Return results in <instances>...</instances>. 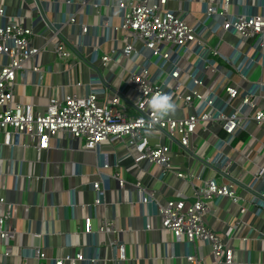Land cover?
I'll list each match as a JSON object with an SVG mask.
<instances>
[{"label":"built area","instance_id":"obj_1","mask_svg":"<svg viewBox=\"0 0 264 264\" xmlns=\"http://www.w3.org/2000/svg\"><path fill=\"white\" fill-rule=\"evenodd\" d=\"M32 1L29 25V18H8L4 8H0V56L5 58L0 66L3 144L26 147L29 142L38 151L48 150L51 140L66 136L82 141L83 150L98 153L102 144L122 143L133 165L153 166L159 169L161 180L172 175L190 187L187 195L161 202L138 181L134 184L138 199L131 200L130 205L151 206L160 218L161 229L173 235L176 242H202L211 247L215 264H232L226 234L216 233L204 218L212 199H228L238 206L242 216L249 212L250 205L257 215L264 212V136L263 140H256L254 132L249 133L246 141L247 146L257 141L260 144L255 157L247 159L253 169L247 183L232 173L235 162L224 153V148L246 133L250 124L258 132L264 128V0H252L253 12L244 9L248 0H199L200 17L188 12L192 23L183 17L185 10L168 9L169 0ZM50 5H64L68 10L63 18H52ZM231 5L238 11L230 12ZM90 17H96V22L90 23ZM36 21L43 27L41 34L35 32ZM64 28L68 32L64 33ZM226 36H232L235 43L226 41ZM41 40L42 46L36 44ZM223 45L228 48L226 54L220 50ZM48 46L65 73L86 68L90 77L87 82L75 81V90L61 99L48 98L41 112L32 103H14L13 95L17 73L28 71L26 64L35 62ZM86 48L90 53L85 55ZM257 69L261 74L252 81ZM103 70L109 71L108 77ZM116 70H120L118 75ZM30 72L37 77L36 86H41L44 72L35 63ZM80 88L84 94L79 93ZM157 94L170 96L175 111L182 116L170 114L153 122L150 100ZM208 125L219 126L224 134L217 137L211 157L193 144V137L200 131L208 132ZM172 145L189 159L200 162L199 174L177 172L172 167ZM99 158L96 176L102 174L101 169L110 167L106 154L100 153ZM111 177L119 188H124L119 174ZM91 188L96 195L94 205L106 206L101 179L93 182ZM238 190L252 191L250 200L242 198ZM4 203L0 199V204ZM6 207V215L0 217L3 258L11 255L10 242L14 237V231L5 228L12 212L11 205ZM102 224L98 232H122L107 218ZM84 227L86 233H91L90 218L84 219ZM150 229L148 222L145 230ZM255 237L240 239L249 243L256 241ZM109 249L115 264L126 260L124 244L113 239ZM31 256L36 264L97 261L82 250L74 256L52 259L35 247ZM185 258L189 264H204L191 254ZM25 259L20 264H26Z\"/></svg>","mask_w":264,"mask_h":264},{"label":"crops","instance_id":"obj_2","mask_svg":"<svg viewBox=\"0 0 264 264\" xmlns=\"http://www.w3.org/2000/svg\"><path fill=\"white\" fill-rule=\"evenodd\" d=\"M198 2L199 0H169L167 8L177 12L185 10L183 17L192 23L193 17L188 12L193 11L200 17L201 4ZM252 2L248 0L244 9L255 11V7H251ZM33 6L32 0H0V8H4L8 18H20L22 21L24 17L29 18L26 20L28 25ZM49 8L52 18L56 19L63 18L68 10L64 5H50ZM229 11L238 10L231 5ZM96 20V17L89 18L90 23ZM34 25H37L35 32L41 34L43 27L37 21ZM63 32H68V29L64 28ZM45 35L48 36V33ZM225 40L235 43L232 36H226ZM36 44L42 46V40ZM220 50L226 54L228 48L223 45ZM84 52L86 55L90 50L86 48ZM4 60L0 56V66ZM34 63L44 72L43 84L39 87L36 86L37 77L30 72ZM26 68L28 71L18 72L16 75L13 102L32 103L41 112L48 98L61 99L67 92L75 90L72 86L75 81L82 79L87 82L90 77L86 68L65 73L56 63L51 46L40 53L35 62L26 64ZM116 72L114 71L115 74ZM257 72L261 74L260 69L255 73ZM103 75L108 77L109 71L103 70ZM116 85L117 81H114L113 86ZM79 93L84 94L85 90L80 88ZM172 115L182 116L177 111ZM253 132L256 140H263L264 128L258 132L255 125L250 124L242 137L236 138L230 147L224 148V153L235 162L232 173L240 176L245 183L250 181V172L253 171L247 159H253L260 146L258 141L250 146L246 145L249 133ZM218 136H224L220 127L208 125V132H198L193 137V144L205 156L211 157ZM27 142L24 140V143ZM82 146V141L60 136L58 140L50 141L48 150L38 151L29 142L26 147H10L3 144L0 133V199L5 202L0 204V217L6 215V205H11V219L6 222L5 228L14 231L9 257H2L3 248L0 246V264H20L22 258H26V264H36L31 256L35 247H40L47 258L74 256L82 250L88 257L97 258L95 264H115L109 249V242L113 239L125 246L126 260L120 264H189L185 258L187 254L202 260L204 264H215L209 245L198 241L188 245L184 239L176 242L173 235L161 229L160 218L155 214L154 208L142 204L130 205L131 200L138 199L134 187L138 181L161 202L187 195L190 187L186 181L172 175L161 180L159 169L145 163L133 165L122 143L113 146L102 144L98 153L85 151ZM100 153L107 155L110 167L101 169L102 174L96 176V165L101 161ZM170 157L171 165L177 172H188L194 176L199 174L200 162L180 153L175 145L171 146ZM115 173L124 180L123 189L111 177ZM99 178L103 184L106 206L94 205L96 195L91 185ZM251 192L238 190L237 193L250 200ZM248 208L249 212L242 216L238 206L228 199H212L207 203L205 223L216 233L226 234L232 264H264V212L257 215L253 205ZM85 218L91 220V233L85 232ZM106 218L113 222L116 230L122 232L113 235L98 232L103 228L102 221ZM148 222L151 229L145 230ZM244 236H256V241L244 243L240 239ZM43 264L47 262L43 261Z\"/></svg>","mask_w":264,"mask_h":264},{"label":"clouds","instance_id":"obj_3","mask_svg":"<svg viewBox=\"0 0 264 264\" xmlns=\"http://www.w3.org/2000/svg\"><path fill=\"white\" fill-rule=\"evenodd\" d=\"M150 110L153 122L158 121L164 116L175 112V105L171 101V97L167 94H157L150 100Z\"/></svg>","mask_w":264,"mask_h":264},{"label":"rangeland","instance_id":"obj_4","mask_svg":"<svg viewBox=\"0 0 264 264\" xmlns=\"http://www.w3.org/2000/svg\"><path fill=\"white\" fill-rule=\"evenodd\" d=\"M214 42H215V40H213L212 43H214ZM153 60H155V59H153ZM46 69H47V68H46ZM119 72H120V70H117L116 74L118 75ZM258 77H259V72L255 73V74L252 76V81L256 80Z\"/></svg>","mask_w":264,"mask_h":264},{"label":"trees","instance_id":"obj_5","mask_svg":"<svg viewBox=\"0 0 264 264\" xmlns=\"http://www.w3.org/2000/svg\"><path fill=\"white\" fill-rule=\"evenodd\" d=\"M241 137H242V135H241Z\"/></svg>","mask_w":264,"mask_h":264}]
</instances>
